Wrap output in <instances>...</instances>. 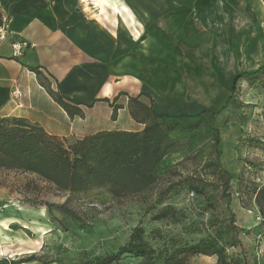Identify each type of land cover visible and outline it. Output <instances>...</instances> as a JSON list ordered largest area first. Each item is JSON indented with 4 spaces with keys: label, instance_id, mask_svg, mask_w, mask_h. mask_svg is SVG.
Returning a JSON list of instances; mask_svg holds the SVG:
<instances>
[{
    "label": "crops",
    "instance_id": "obj_1",
    "mask_svg": "<svg viewBox=\"0 0 264 264\" xmlns=\"http://www.w3.org/2000/svg\"><path fill=\"white\" fill-rule=\"evenodd\" d=\"M231 3L246 12L241 0H0V20H7L9 31V38L0 41V116L24 117L74 141L100 130L143 129L129 108L130 96L141 92L154 98L158 112L220 108L230 98L240 63L248 72L264 64V33H256L258 51H252L247 37L235 47L236 34H255L232 29ZM13 39L27 43L21 57L12 55ZM37 66L50 72L82 114L69 115L53 98L32 70ZM15 88L21 91L17 99ZM105 122L111 125L102 127ZM226 145L234 167V144L221 140L222 155ZM3 208L0 230L5 233L20 223L15 215L29 214L26 208ZM36 244L0 246V255H7L0 264L58 263L17 261L22 253L36 251Z\"/></svg>",
    "mask_w": 264,
    "mask_h": 264
},
{
    "label": "rangeland",
    "instance_id": "obj_2",
    "mask_svg": "<svg viewBox=\"0 0 264 264\" xmlns=\"http://www.w3.org/2000/svg\"><path fill=\"white\" fill-rule=\"evenodd\" d=\"M247 1L241 0L247 5L246 12L244 7H237L239 3L228 7L231 27L235 31L248 28L255 35L247 31L248 35L247 32L236 34L232 41L235 47L240 43L243 46L247 37L252 51L255 47L258 51L256 33L262 36L264 33V2ZM234 10H239L242 17ZM242 63L239 73L248 72L243 71ZM44 78L47 83L50 81L47 75ZM143 99L149 101L147 97ZM221 108L215 116L205 114L180 120V127L172 132L180 145L160 162L157 185L151 191L116 196L109 185L79 192L62 191L35 174L0 172V210L10 204L29 210L27 215H15L14 219L20 223H14L8 233L0 230L4 238L0 239V246L18 249L38 242L36 251L22 253L17 261L34 255L45 263L76 264L86 257L117 252L129 240L134 227L142 224L146 239L158 251L165 252L173 243H195L209 235L219 236L235 213L240 243L230 237L221 239V243L240 264H264V215L256 202L257 191L264 187V73L257 80L240 78L226 104L213 110ZM96 110L104 111L102 107ZM100 125L109 127L111 123ZM210 126L218 127L221 139L234 144L237 162L234 167L229 145L222 155L230 159L228 163L222 162L231 173L230 178L222 173L213 175L196 156L214 134ZM193 174L217 181L218 185L210 187L205 195L182 189L168 200L180 211L178 219L154 220L153 215L161 206L149 209L146 202L156 198L170 181ZM228 179L229 187L225 191ZM30 220L35 224L33 227ZM6 257L0 255V259ZM142 260L141 256L129 253L123 255L122 263L140 264ZM190 261L191 264H218V257L197 254Z\"/></svg>",
    "mask_w": 264,
    "mask_h": 264
},
{
    "label": "trees",
    "instance_id": "obj_3",
    "mask_svg": "<svg viewBox=\"0 0 264 264\" xmlns=\"http://www.w3.org/2000/svg\"><path fill=\"white\" fill-rule=\"evenodd\" d=\"M32 70L69 115L82 114L79 103L68 98L59 83L54 84L50 72L46 74V69L40 66L33 67ZM262 73L264 65L254 71L237 74L233 90L240 78L257 80ZM45 75L50 79L48 83ZM143 97H147L149 101ZM119 107L121 106H116L115 110ZM129 108L133 118L144 124L143 129L100 130L74 141L50 134L24 117L0 116V172L35 174L62 191L79 192L102 185H109L116 196L151 191L157 185L160 162L180 145L172 136V132L180 127V120L203 117L205 114L215 116L223 109L178 115L158 112L154 106V98L147 92L130 96ZM210 127L214 134L196 156L204 161L203 167L211 169L213 175L222 173L230 178L231 173L222 163L220 129ZM228 184L229 179L225 191ZM217 185V181H211L202 175H186L170 181L166 188L159 191L156 198H151L146 204L149 209L161 206L153 215L154 220H176L180 211L168 203L171 197L178 195L182 189L205 195L210 187ZM256 202L264 215V187L257 191ZM238 230L236 215L232 213L229 225L221 230L219 236L209 235L195 243H173L165 252H160L146 239L143 225L138 224L129 240L117 252L86 257L76 264H123V255L129 253L141 256L143 260L140 264H191L190 257L197 254L217 255L218 264H240L239 260L229 256L226 246L220 241L230 237L240 243ZM35 259L38 258L31 255L23 258V261Z\"/></svg>",
    "mask_w": 264,
    "mask_h": 264
},
{
    "label": "built area",
    "instance_id": "obj_4",
    "mask_svg": "<svg viewBox=\"0 0 264 264\" xmlns=\"http://www.w3.org/2000/svg\"><path fill=\"white\" fill-rule=\"evenodd\" d=\"M7 20L2 19V23L0 24V41L6 40L9 38V31L6 26ZM12 46V55L16 58L21 57L24 54V51L27 47V43L21 40L13 39L11 41ZM21 96V91L19 88H15L13 91V99H17Z\"/></svg>",
    "mask_w": 264,
    "mask_h": 264
},
{
    "label": "bare ground",
    "instance_id": "obj_5",
    "mask_svg": "<svg viewBox=\"0 0 264 264\" xmlns=\"http://www.w3.org/2000/svg\"><path fill=\"white\" fill-rule=\"evenodd\" d=\"M242 3V2H241ZM250 46V45H249ZM259 50V49H258ZM228 156V155H227ZM226 155L224 156V157H222V162L225 164V163H228L229 161H230V159H228V157H227ZM4 208L3 209H5V210H11V211H24L25 210V208H23V207H21V206H18V205H14V206H11V204L10 205H4L3 206ZM43 208V207H42ZM41 210V209H40ZM40 212V211H39ZM42 215H44V212H42ZM44 221V220H43ZM48 222H49V220H48ZM47 222V223H48ZM43 223H46V221L45 222H43ZM43 226V225H42Z\"/></svg>",
    "mask_w": 264,
    "mask_h": 264
}]
</instances>
